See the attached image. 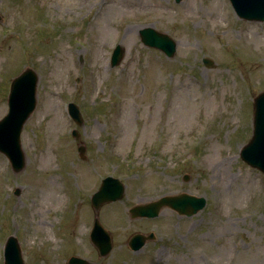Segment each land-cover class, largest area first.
<instances>
[{"label": "rangeland", "instance_id": "obj_1", "mask_svg": "<svg viewBox=\"0 0 264 264\" xmlns=\"http://www.w3.org/2000/svg\"><path fill=\"white\" fill-rule=\"evenodd\" d=\"M110 1L0 0V118L12 79L27 66L39 74L21 136L25 166L15 172L0 152V264L9 235L26 264H66L72 255L89 264H264V172L241 157L264 90V21L239 17L229 0ZM147 26L175 39L174 56L141 41ZM117 43L125 54L112 66ZM51 175L58 198L38 199L34 186ZM107 175L125 194L99 210L113 240L100 256L91 196ZM183 192L204 197L205 207L191 216L169 206L153 218L129 213ZM150 231L156 238L130 249L133 233Z\"/></svg>", "mask_w": 264, "mask_h": 264}, {"label": "water", "instance_id": "obj_2", "mask_svg": "<svg viewBox=\"0 0 264 264\" xmlns=\"http://www.w3.org/2000/svg\"><path fill=\"white\" fill-rule=\"evenodd\" d=\"M177 2L181 0H176ZM236 13L247 20H264V0H231ZM142 42L150 47L161 49L167 56L172 57L176 53L177 43L167 33L160 32L154 27L147 26L140 29ZM125 49L118 44L113 50L111 64L117 65L124 56ZM207 65L213 61L204 58ZM39 74L33 67H26L20 74L13 78L8 96V113L0 119V151L5 153L12 162L15 171H20L25 166L26 158L21 143V132L24 123L34 111L37 105V86ZM70 114L80 123L82 121L80 110L76 104H69ZM253 135L241 149V157L252 167L264 172V91L254 98ZM76 133V132H75ZM81 156H84L85 147L79 148ZM185 175V179H188ZM125 186L120 179L106 177L101 187L93 194L92 204L98 211L100 206L109 201L121 199L124 195ZM19 193V191H17ZM206 204L204 197L189 193L165 195L156 201L136 204L130 208L133 217L157 216L160 210L169 206L180 214L193 215L201 210ZM91 238L100 250L106 255L112 249V240L109 232L100 224L98 217L95 220ZM149 237L141 233H135L129 240L134 250L140 249ZM4 264H25L22 250L17 237L11 235L6 241ZM68 264H88L84 258L72 256Z\"/></svg>", "mask_w": 264, "mask_h": 264}, {"label": "bare ground", "instance_id": "obj_3", "mask_svg": "<svg viewBox=\"0 0 264 264\" xmlns=\"http://www.w3.org/2000/svg\"><path fill=\"white\" fill-rule=\"evenodd\" d=\"M112 1V0H111ZM110 1V3H111ZM109 3V4H110ZM108 4V5H109ZM115 4V3H114ZM114 4L112 5L111 8L114 7ZM98 13H101L102 11L101 10H97ZM102 19V15L100 14H97L94 18V20L92 21L93 23V26L96 24H98V20ZM130 30V29H129ZM43 162L44 163H47V164H50V162L52 161V158L51 156H49V154L47 155H43ZM218 165H224V162H219L215 167H217ZM58 178L54 175H51L46 181H45V184L44 186H34L35 188V195L37 196L38 199L41 198L42 194H44L45 192H47L51 198L53 200H55L56 198L58 197H55L56 194H57V186H56V183H58ZM41 203V202H40ZM32 214V211H31V207L26 211V215L27 216H30Z\"/></svg>", "mask_w": 264, "mask_h": 264}]
</instances>
